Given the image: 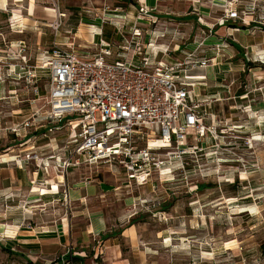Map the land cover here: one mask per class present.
<instances>
[{
    "label": "rangeland",
    "instance_id": "374dc122",
    "mask_svg": "<svg viewBox=\"0 0 264 264\" xmlns=\"http://www.w3.org/2000/svg\"><path fill=\"white\" fill-rule=\"evenodd\" d=\"M126 39L132 49L156 48V59L183 62L195 91L207 95L205 122L219 133L204 136L201 149L190 147L171 172L156 171L141 184L117 158L89 162L74 152L66 118L49 130V70L39 63L54 43L95 54L101 40L112 50L106 59H122ZM199 57L208 64L193 65ZM34 149L54 174L63 171L56 156L74 152L66 167L72 178L112 171L122 187L95 199L108 216L102 235L83 240L89 217L77 214L76 243L46 256L0 233V264H264V0H0V159L14 155L29 180L8 203L0 196V221L21 215L33 225L53 217L61 234L65 202L35 201L43 198L31 182L36 159H23ZM128 193L138 197L124 208ZM8 204L11 212L3 213ZM68 248L82 260L61 257Z\"/></svg>",
    "mask_w": 264,
    "mask_h": 264
},
{
    "label": "built area",
    "instance_id": "2783aa9c",
    "mask_svg": "<svg viewBox=\"0 0 264 264\" xmlns=\"http://www.w3.org/2000/svg\"><path fill=\"white\" fill-rule=\"evenodd\" d=\"M101 41L104 47L95 54L54 43L39 56L40 65L49 70L48 128L60 127L57 122L66 118L71 130L67 142H74V152L86 154L89 162L117 158L141 184L156 171L171 172L190 147L203 148L204 136L217 138V126L204 120L207 95L195 91L182 61L156 59V48L132 49L127 39L118 52L122 59H106L112 50L109 41ZM129 50L131 57L124 53ZM191 62L206 66L208 58ZM190 129L195 143L186 142ZM74 152L56 156L63 171L73 162ZM24 158L49 164L35 149ZM67 252L69 248L61 257ZM68 256L73 258L72 252Z\"/></svg>",
    "mask_w": 264,
    "mask_h": 264
},
{
    "label": "crops",
    "instance_id": "0c3cea01",
    "mask_svg": "<svg viewBox=\"0 0 264 264\" xmlns=\"http://www.w3.org/2000/svg\"><path fill=\"white\" fill-rule=\"evenodd\" d=\"M31 4L34 6L33 2ZM46 144H49V142H46ZM11 148L14 150L16 149L14 146ZM2 155L3 160L0 159V196H3L4 199L7 200L9 196H19V192H22L23 189H25V181L28 183L29 180L28 176L26 177V173L24 172L25 169L21 164L22 161L19 164L16 163L14 160L15 156L8 152L3 153ZM20 158L18 161L22 160V157ZM30 162L32 164L31 168H34L31 173L33 189L36 188V190H43L39 191L40 193H43V198L35 199V201L38 200V203L41 204L43 200H52L50 198H53L54 200H63L66 205V210L61 217L64 220H68V225L66 227L67 231L64 230L61 234L60 232H56L53 228L55 225L58 228L59 222H53V217L47 220H35L36 223L32 225V223L28 224V221L25 220V216L20 215L18 218L3 216L2 221H0V233H3L5 237L8 236L6 239H9L10 242L15 241L20 245L22 243L34 245L39 248V253L45 254L46 256H52L61 250V245H64L65 243H76V232L72 227V221L77 214H84L85 217H89L84 228L85 230L82 232L83 240L87 237L86 235L92 234L95 238L97 234L101 233L102 235L105 232L108 216L104 212L103 207L98 204L95 205V199L99 196H103L108 190L122 187L119 183L114 182V173L112 171H110L109 174H106L95 169V173L89 174L85 172L84 175L81 173L77 179L75 177L72 178L71 172L68 169H65L62 173L58 172L54 174L49 169V167H52L50 164L46 166L44 164L38 165L39 161L36 159V166L33 167L34 162L32 160ZM42 167L47 169L48 173H42L40 171ZM41 179L43 181L40 182L43 183L37 184ZM63 182L66 184L63 185ZM43 184L46 185L44 186ZM105 185H107V187H104ZM45 188L48 191H46ZM137 197L136 193L126 194L124 197V208L129 204V198ZM75 202L80 204V210H74L73 205ZM2 212H11L10 205L8 204ZM39 214L42 217L41 213ZM52 214H54V212ZM33 217L34 216L32 215L30 216L31 219H35ZM131 227L132 222L128 224L127 229L124 230L123 234H125ZM81 251H84V248H82Z\"/></svg>",
    "mask_w": 264,
    "mask_h": 264
},
{
    "label": "trees",
    "instance_id": "16d2710c",
    "mask_svg": "<svg viewBox=\"0 0 264 264\" xmlns=\"http://www.w3.org/2000/svg\"><path fill=\"white\" fill-rule=\"evenodd\" d=\"M73 257H75V258H79V259H81V260H82V257H81V256H78V255H73Z\"/></svg>",
    "mask_w": 264,
    "mask_h": 264
}]
</instances>
